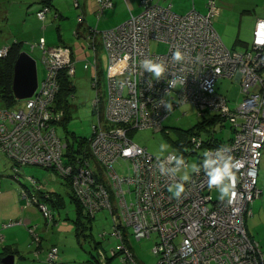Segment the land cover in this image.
I'll return each mask as SVG.
<instances>
[{"label": "built area", "instance_id": "obj_1", "mask_svg": "<svg viewBox=\"0 0 264 264\" xmlns=\"http://www.w3.org/2000/svg\"><path fill=\"white\" fill-rule=\"evenodd\" d=\"M96 2L98 20L113 3ZM74 5H79L78 0ZM141 6V11L130 12L112 28L99 30L94 25L86 33L90 54L83 59V67L93 71V109L97 114L87 137V157L76 153L69 158L67 141L56 131L65 116L64 108L55 106L59 73L65 71L70 77L75 74L71 48L45 46L43 39L30 44L31 49L39 47L42 51L45 75L31 96L16 98L13 106H0V151L13 163L12 177L19 180L22 166H40L70 183L87 217L108 209L112 232L103 231L100 236L113 237L116 244L108 255L118 257L119 264H141L128 244V229L137 240L155 234L156 264H264V251L246 227L251 205L262 193L258 165L264 147V18L256 19L250 45L236 50L223 43L212 24L219 12L214 0L207 1L204 13L192 7L180 14L171 9V4L153 0H141ZM48 11V6H43L36 14L45 19ZM82 17L79 15V22ZM98 35L108 58L106 97L103 92L101 96L98 75ZM151 41L164 43L166 50H151ZM177 48L184 54L180 62L171 59ZM6 51L7 46L0 48V57ZM145 58L162 61L167 69L164 78L152 80L151 86L150 74L142 75L140 67ZM219 77L232 78L239 84L241 99L233 108L216 89ZM172 92L174 98L169 103L167 95ZM187 102L201 116L214 114L215 122L212 136L200 131L190 135L182 154L186 163L190 165L187 158L202 149L195 161L199 164L204 150L222 144L231 146L234 158L243 163L231 204L213 197L203 171L196 174L190 169L184 195L180 200L172 198L168 187L178 181L179 175L161 176L157 155L129 135L135 129H162L172 110ZM166 104L171 107L167 109ZM225 121L234 133L228 142L218 144L213 133ZM170 154L180 153L170 151L161 157L167 167L173 166L165 158ZM119 161L122 167L126 165L121 172L115 167ZM26 177L34 191L28 195L23 188L22 197L28 204H36L46 223L54 222L47 203L52 193L35 177ZM29 230L33 232L32 227ZM45 258L48 264H58V247L50 246Z\"/></svg>", "mask_w": 264, "mask_h": 264}, {"label": "rangeland", "instance_id": "obj_2", "mask_svg": "<svg viewBox=\"0 0 264 264\" xmlns=\"http://www.w3.org/2000/svg\"><path fill=\"white\" fill-rule=\"evenodd\" d=\"M165 1L161 0V3ZM170 1L173 3L172 10L180 14L185 13L192 6L191 0H167L165 4ZM207 1L194 0L196 10L204 13ZM215 1L217 4H221V6L220 14L213 17L214 28L221 34L223 43L228 48L241 50L238 49L241 48L240 45H232L231 39L233 41L234 37L238 34L241 36V33L248 37V39H245L246 41L252 39L251 23L255 16L264 15V0ZM78 2L80 4V0ZM43 3V0H0V47L5 43L12 42V38L19 35L21 37L20 40L25 42L23 50L35 59L38 80H41L45 75V68L41 60L42 53L38 48L31 50L29 43L33 42L31 37L36 34L31 33L32 30H38V27L42 25L40 20H35V10L42 6ZM55 5H60L62 10L68 9L69 13L64 14V18L59 17L60 19L58 18L55 22L49 23V18L44 22L48 24L47 28L50 27L49 33L55 39L54 43L64 41L71 47L75 62V74L70 78L73 90H71L72 92L69 95L66 93L62 95L66 117L62 122L57 124L56 131L64 141L73 142L77 148L79 143L90 135L91 125L96 122L97 115L93 109V100L95 99V88L92 86L93 71L91 68L85 69L83 67V59L87 54H90V50L87 47L84 35L80 33L78 36L73 33L77 28L82 31V28L76 25V19L78 21L81 10H78L79 13L77 15L73 12L75 9L80 8V6H75L74 0H50V8L53 9L52 7ZM141 7L140 0H113V5L110 6V28L117 25L122 20V17L123 19L126 18L130 10L133 13H137L141 10ZM102 18L99 22V28L102 25H106V22ZM75 25L76 28H74ZM98 39L100 40L99 35ZM151 50L165 51L166 45L161 42L151 41ZM98 53V75L102 88L101 96L103 92L106 97L105 74L108 58L101 43L98 45ZM216 89L226 96L228 105L232 108L241 99L238 83L232 78L219 77ZM173 98V92L167 95L169 103ZM208 117V115H199L196 107L192 103L187 102L172 110L170 115L163 121L162 129H135L129 135L135 143L145 147L148 152L154 155H158L161 143H167L171 146L164 155L170 151L178 153V150H181V145L177 146L181 133L189 132L193 129L194 132L200 131L206 137L212 136L211 131L214 128L215 118H212L213 120L209 122L207 121ZM199 124L202 126H199ZM233 133L229 121H225L222 126L215 128L213 135L217 140H223L227 139V136H232ZM201 151L202 149H198L196 153L191 154L187 158L190 165L195 163ZM9 161L11 160L0 151V168H6V173H10ZM115 167L118 172H121L122 168L126 167V165L123 163L122 167L121 161H119L115 164ZM24 168L25 171L20 172L19 181L21 183L28 185L27 187L34 191L26 177L33 176L38 182L43 183L48 191L54 192L56 198H59V204L55 207L53 206L52 210L58 224L49 225V223L43 225L44 230H46L43 236L45 237L44 247L48 248L51 244H57L59 259H61L60 255L62 256V259L58 262L60 264H91V261H95V258L88 251L96 255L98 243V247L101 246L100 249L104 248L106 255L109 257V250L111 247L114 248L116 242L112 236H110L109 242L104 241L100 236V233L103 231L112 232L113 221L108 209L102 208L98 210L93 218H89L84 214L82 215L78 212L77 202L71 196L72 189L67 180L57 174L56 179L53 180L51 171L40 166L27 165ZM258 187L262 189V193L251 205L252 214L246 218V227L249 235L258 241L260 249L264 251V147H262L258 165ZM210 192L213 197H218L215 189L210 190ZM38 213L42 216L39 209ZM128 230L129 234L126 237L136 259L141 264H156L157 256L153 252V245L156 239L155 234H152L151 237H143L137 240L131 234V230ZM35 261L41 262L36 258ZM41 264H47V262L44 261ZM110 264H119L118 257L110 259Z\"/></svg>", "mask_w": 264, "mask_h": 264}, {"label": "crops", "instance_id": "obj_3", "mask_svg": "<svg viewBox=\"0 0 264 264\" xmlns=\"http://www.w3.org/2000/svg\"><path fill=\"white\" fill-rule=\"evenodd\" d=\"M153 1H156L162 5L171 4V9L173 8L172 1L168 2L167 4H165L167 2V0L163 3H161V0H153ZM193 1L191 0L192 6L188 10H190L193 6L196 9ZM221 1L222 0H220V2ZM140 4H141V0H140ZM216 5L219 9V12L217 15H219L221 4L216 3ZM96 6L97 5H96L95 0H80V8L75 9L73 11L75 15H77L79 13L78 10L79 11L82 10L84 12L83 15L85 16V21L83 23L81 22V25H82L81 27L86 32L89 30V27L91 25H94L93 21L97 20L96 17L94 18V16H95L94 11L96 9ZM41 7L42 6L38 7V9L35 10V15H36V12L39 9H41ZM52 8L53 9L49 8V11L46 14V19L49 18L48 19L49 23H52V22H55L56 20H58L57 16H59L60 18H64V16H65L64 14L69 13L68 9L62 10L60 5H55ZM141 9H142V7H141ZM128 10H130V9H128ZM130 11H129V14H130ZM54 15H57V16L55 17ZM217 15H215V16H217ZM101 17H103L102 19L106 22V25H102V27L99 28V22H100ZM126 18L123 19V17H122L121 18L122 20L120 22H122ZM258 18H264V15H257V16H255V18H253L252 23H251L252 30H253L255 21ZM46 19L44 21H46ZM35 20H40V19L36 16ZM40 21L42 22V25L38 27V30H32V32H31V33H36V34L32 35V37H31L33 39V42H37L40 39H43L44 44L47 46H52V45H57V44H66L64 41H61L59 43H54L55 39L53 38L52 34L49 33L50 27L47 28L48 24H46V22H44L42 20H40ZM76 22H77L76 25H78L77 19H76ZM96 24H98L99 30L110 28V8L104 9L103 13L100 15ZM212 24H213V18H212ZM76 25L74 28H76ZM213 26H214V24H213ZM45 28H46V30L44 31ZM216 31L218 32L217 29H216ZM218 34L221 37V39H223L219 32H218ZM251 36H252V33H251ZM20 38L21 37L19 35L14 36L12 38V41H21L24 44L25 42L20 40ZM245 39H248V37L244 36V34L241 33V36H240V34H238L236 37H234L233 41L231 39V42H232L233 46L240 45L241 48H238V49H244V48L248 47L250 42H251V39L249 41H246ZM33 42H31V43H33ZM10 43H5L0 48H2L3 46H8ZM35 48L40 49L39 47H34L33 49H35ZM33 49H31V50H33ZM41 53H42V51H41ZM234 81L236 83H238L236 80H234ZM238 89H239V84H238ZM212 118H215V116L213 117V115H210V121L209 120H207V121L211 122L213 120ZM231 137L232 136L230 135V137L227 136V139H223L224 141L222 139L221 140H222V142H226L229 139H231ZM9 162H10V169H9L10 173H6V171H7L6 168H4V167L0 168V190H1V192H0V264H5L2 261V259L8 254L14 255V264H41L44 261L46 262V260H44V259H46L45 258L46 257V251L48 250V248L52 245L57 246V244H55V243L51 244L48 248L44 247L45 237H43V236L45 235L46 230H44L43 225L49 224V223H46L44 218L42 216H40V214L38 213V209H37L36 204H28L26 199L22 197L21 189L24 188L25 191L28 193V195H30L32 193V190L29 189V187H27L28 185L21 183L19 180L13 179V177H12L13 172L11 169L13 163H12V161H9ZM23 170L25 171L24 166H22L20 168V172ZM52 179L53 180L56 179V176L55 177L52 176ZM44 189L47 190L45 185H44ZM50 192H52V191H50ZM52 194H54V192H52ZM37 196L39 199L42 200V196L40 193H37ZM47 203L49 204L50 207H52L51 209L53 210V206L55 207L59 204V198H57L55 201H51V202L47 201ZM51 224H54V225L58 224L56 218H55V221L51 222L49 225H51ZM30 227L33 228V232H31L29 230ZM42 228H43V230H42ZM46 228H47V226H46ZM35 235H36V237H35ZM102 239L106 242H109L110 236L107 235V236L103 237ZM98 244L96 246L97 247L96 248V255L91 253V251H88V252L92 255L93 258L97 259L98 264H103V263L110 264V257H108L106 255L104 248L100 249L101 246L98 247ZM43 250H44V252H43ZM58 250H59V248H58ZM34 252L36 255L34 254ZM101 254H103L105 256L103 257ZM60 257L62 259L61 255H60ZM35 258L41 262H36ZM61 259H58V261Z\"/></svg>", "mask_w": 264, "mask_h": 264}, {"label": "clouds", "instance_id": "obj_4", "mask_svg": "<svg viewBox=\"0 0 264 264\" xmlns=\"http://www.w3.org/2000/svg\"><path fill=\"white\" fill-rule=\"evenodd\" d=\"M171 59L175 62H180L184 59V54L177 48L172 52ZM140 67L143 69L142 75L144 72H147L151 76V79L148 81L149 86H151L152 80L163 79L167 71L166 65L162 61L152 58L141 60ZM165 106L167 109L171 107V105L167 104ZM170 147L167 143H161L159 145L157 168L161 176L175 178L179 175L178 181L168 187V192L172 198L180 200L184 195L186 191L185 184L190 180V169L191 173L196 174L203 171L207 177V187L209 190L215 189L220 201L227 200L229 204L232 203L237 195V173L243 167V163L234 158L231 146L222 144L216 149L204 150L201 153L202 160L199 164L192 163L189 165L186 163L182 154H170L165 158L167 159V163L173 166L167 167L161 157L164 156V153Z\"/></svg>", "mask_w": 264, "mask_h": 264}, {"label": "trees", "instance_id": "obj_5", "mask_svg": "<svg viewBox=\"0 0 264 264\" xmlns=\"http://www.w3.org/2000/svg\"><path fill=\"white\" fill-rule=\"evenodd\" d=\"M43 2L44 3L42 5V7L48 6V8H50V0H43ZM112 3H113V0H112ZM215 3H216V1H215ZM96 5H97V2H96ZM78 6H80V4ZM205 6H206V4H205ZM96 8H97V6H96ZM83 14H84V12L81 10V13H79V15L83 16L82 17V23L85 21V16ZM94 15H95L94 16V18H95L96 17V9L94 11ZM36 16H37V14H36ZM57 17L59 18V16H57ZM45 19H40V20L44 21ZM96 22H97V20H95L94 25H96V27L98 28V24H96ZM94 25H91V26H94ZM78 26H80V28H82L81 22H78ZM76 31H77L76 35L79 36V34L82 33L84 35V39H85L86 33L88 31L85 32L83 30V28H82V31H80L79 28L74 30L75 33H76ZM96 41L98 44L100 43V40L98 39V37H96ZM57 45H65V44H57ZM45 46H47V45H45ZM87 47H88V44H87ZM29 48H30V44H29ZM22 49H23V43L21 41H12L7 46V51H6L5 55L0 57V103H1L0 106H13L15 104V102L17 101V99L14 96L13 91H12L13 67H14V62H15L17 56L19 55V53L22 51ZM71 51H72V58H74L73 50L71 49ZM70 78L71 77L68 76L65 73V71H62V70L60 71L59 77H58L59 90H58L56 97H55V106L58 108H64L65 115H66V109L64 107V102L62 100V97H63L62 95L64 93L69 95L72 92L71 90H73V88L71 87ZM207 115L209 116L208 120L210 121V115L209 114H207ZM211 115H213V117H214V114H211ZM65 117L66 116H64L63 120L65 119ZM199 126H202V125L199 124ZM193 132H194V130L192 129L189 132H183L180 134L181 137H180V141H178V143H177V146L181 145L180 146L181 150H178V153H180V154L185 153V149L189 145V137ZM214 141L218 144L228 142V141L222 142V140H220V139L217 140L216 138L214 139ZM76 153L81 154L83 157L89 156V152L87 150V138L84 139L82 142H80L79 146L77 148L75 147L73 142L67 141L66 155L70 158V157L74 156ZM71 196L77 202L78 212L83 215L84 213L82 211V206L80 205L79 201H77V199L75 198V196L73 195L72 192H71ZM56 199H57L56 194L54 193V194H52V196L47 201L51 202V201H55ZM58 253H59V250H58ZM110 259H112V257H110ZM58 264H60V263H58ZM91 264H98L97 259L95 258V261H91Z\"/></svg>", "mask_w": 264, "mask_h": 264}, {"label": "water", "instance_id": "obj_6", "mask_svg": "<svg viewBox=\"0 0 264 264\" xmlns=\"http://www.w3.org/2000/svg\"><path fill=\"white\" fill-rule=\"evenodd\" d=\"M38 82L35 59L22 50L17 56L13 67L12 91L17 99H23L33 94ZM2 261L14 264V255H6Z\"/></svg>", "mask_w": 264, "mask_h": 264}]
</instances>
